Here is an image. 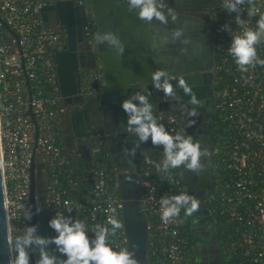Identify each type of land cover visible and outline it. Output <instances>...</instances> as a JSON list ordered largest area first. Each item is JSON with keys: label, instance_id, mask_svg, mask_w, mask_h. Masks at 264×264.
<instances>
[{"label": "built area", "instance_id": "built-area-1", "mask_svg": "<svg viewBox=\"0 0 264 264\" xmlns=\"http://www.w3.org/2000/svg\"><path fill=\"white\" fill-rule=\"evenodd\" d=\"M84 0H77L83 3ZM44 0H0V157L5 190L9 234L15 239L25 231L28 209L29 164L33 149L34 127L25 114L30 106L38 124L37 147L43 154L42 161L49 170L45 182V206L50 218L65 214L70 209L88 211L96 226H107L116 209L115 218L122 222V201L118 195L117 181L110 183L103 169L94 170L92 200L77 201L68 195L69 188L62 184L69 156L61 146L59 136L60 115L65 104L58 93L55 64L51 48H60L63 35L56 25H48L39 15ZM257 14L249 16L247 3L242 5L239 18L228 13L224 18L228 31L216 23L213 31L220 39V63L225 77L219 89L216 110L224 122L226 133L212 147L216 192L205 197L210 210L226 234L230 252L228 264H264V66L257 65L241 72L229 54L232 37L246 28L255 29L260 15L264 14V0H254ZM5 22L18 40L3 26ZM257 54L264 59V40L256 46ZM23 59V65L21 60ZM97 72L82 74L81 90L92 93L97 89ZM29 81L30 94L24 83ZM170 134L180 132L182 126L172 112L155 114ZM35 150V151H36ZM148 152V151H147ZM144 151L141 158L139 202L143 211L156 221L148 222L151 249L160 264H191L190 237L181 230L184 209L180 215L165 224L160 218V200L185 191L178 170L169 169L163 175L165 186L160 188L153 175L152 154ZM164 159L163 147H159ZM113 166L115 180L118 171ZM69 172L67 173V175ZM170 176L171 179L167 177ZM69 185L76 184L69 181ZM118 191V190H117ZM55 236V235H54ZM115 250L126 247L123 229L109 235Z\"/></svg>", "mask_w": 264, "mask_h": 264}, {"label": "water", "instance_id": "water-1", "mask_svg": "<svg viewBox=\"0 0 264 264\" xmlns=\"http://www.w3.org/2000/svg\"><path fill=\"white\" fill-rule=\"evenodd\" d=\"M171 11L172 9H164ZM39 15L44 22H49L51 15L58 28V32L63 35L64 42L60 48H51V59L55 64L58 93L65 105H75L72 109L80 106L88 107L91 101L95 102L99 117L94 118L88 113L83 114L84 130H75L78 140L74 146L73 153L84 163L83 175L87 177L90 184H93V157L96 153L105 150L112 159L115 166L119 168L116 175L118 195L122 201L121 215L124 225L125 245L135 252L139 264L148 263V221L139 202L140 194V172H141V151L148 150L157 158L159 147L147 143H140L135 148V156L127 157L125 153L134 148L137 137L126 130V116L120 104L123 99L131 94L139 92L147 96L153 105V114L158 111L169 110L175 99L166 98L161 91L153 87L151 73L146 75L121 74L114 69V64L119 63L129 50H126L122 57H116L112 50L105 44L96 41L97 32L103 33L125 27L128 22L139 20L134 13H129L123 0H88V3H78L77 0H44L39 8ZM175 15L176 23L170 19V23L177 26L181 20L179 14ZM92 20L95 27V35L90 39L86 27ZM141 21V20H140ZM3 26L15 38L18 35L3 22ZM116 34V33H115ZM118 34V33H117ZM125 35V34H124ZM119 36V35H118ZM127 57V56H126ZM23 65V59L21 60ZM99 68L97 74V93L85 94L81 90L80 69ZM175 79L171 81L179 100L188 101L184 92L179 88L178 82L183 79L193 89H196L195 80L181 74L180 70H170ZM101 77L107 79L108 86L102 87ZM27 92L30 94L29 81L25 77L24 81ZM187 97V98H186ZM189 103V102H188ZM190 104V103H189ZM191 106H195L190 104ZM196 110H198L196 108ZM33 124V149L29 164V188H28V209L33 212L32 220L28 224H38V232L41 235L53 237L54 232L48 226L50 212L45 206V181L42 177L44 168L43 162L35 160V150L37 147L38 124L29 106L25 111ZM185 129V132L187 129ZM94 145L95 147H91ZM101 147V149H100ZM131 160V163L129 162ZM125 169V170H124ZM131 177V181L126 179ZM37 209L40 211L37 213ZM210 213V210L208 209ZM9 227L5 202L4 181L2 175L0 157V264L9 262ZM136 245L133 248V245ZM53 253V245L48 246ZM38 253L31 254V264H36Z\"/></svg>", "mask_w": 264, "mask_h": 264}, {"label": "clouds", "instance_id": "clouds-1", "mask_svg": "<svg viewBox=\"0 0 264 264\" xmlns=\"http://www.w3.org/2000/svg\"><path fill=\"white\" fill-rule=\"evenodd\" d=\"M127 11L134 13L136 17L147 24L154 20L167 26L169 19L176 23L175 15H165L164 9L167 8V0H123ZM247 3L250 7L246 10L249 16L257 14L258 9L254 5V0H223V7L228 13L239 14L244 11L242 5ZM229 26H221L222 31H228ZM173 41L180 40L181 44L189 45L192 43L190 38L184 36L182 28H175L171 31ZM95 39L100 44H107L112 54L122 57L125 52V45L120 37L112 31L103 33L97 32ZM264 40V14L256 22L255 29L246 28L242 33L232 37L229 54L234 58L236 65L241 72H247L249 68L257 65L264 66V59H261L256 50V46ZM161 43H167V36L161 37ZM197 50H203V45L198 44ZM181 54H187V47L180 49ZM153 87L161 91L166 98L179 100L176 89L171 83L175 77L166 69L157 68L151 74ZM102 87L108 86L107 79L101 77ZM179 88L189 97V103L199 107L201 101L196 97L193 88L183 79L178 82ZM126 116V130L128 133L138 138L134 148L128 150L127 157L135 156V148L140 143H147L149 140L155 147H163L164 159L156 164L157 172L167 174L169 169L185 168L192 173H199L203 169V157L210 155L208 149L187 134L185 129H181L176 134H170L162 123H159L153 114V105L147 96L139 92L131 94L123 99L120 104ZM181 113L188 117L185 128L192 127L199 115L196 108H188L187 105L179 104ZM131 163V160L129 159ZM151 163V161H149ZM171 179L170 176L167 177ZM131 181V177H127ZM160 218L165 224L179 217L181 209H184L185 216H191L199 210V201L192 195L183 192L171 197L164 196L160 200ZM40 209H37V213ZM70 212L71 209L69 208ZM112 215L108 219L107 226H96L93 235L89 236V229L84 221L73 219L71 216L57 214L48 220V226L56 233L49 237L39 234L38 224L26 225L25 231L17 235L15 239L9 235V262L8 264H31V254L38 253L36 264H139L135 252L127 247L115 250L109 243V235H115L123 229V223L115 218L116 209L111 208ZM33 212L27 209L24 219L31 221ZM55 245V249L66 259L58 260L56 255L49 251L48 246ZM136 245H133L135 248Z\"/></svg>", "mask_w": 264, "mask_h": 264}, {"label": "flooded vegetation", "instance_id": "flooded-vegetation-1", "mask_svg": "<svg viewBox=\"0 0 264 264\" xmlns=\"http://www.w3.org/2000/svg\"><path fill=\"white\" fill-rule=\"evenodd\" d=\"M86 2L87 0L83 1V3ZM167 8L172 10H167L165 13L171 12V14L181 16L182 23L180 26L183 29L184 36L190 38L192 43L186 46L181 44L179 40L177 51L170 48V54L176 56L177 63L168 64V62L166 68L170 70L178 69L182 75L189 77V80H195L196 89H193V91L201 101L199 107L191 106L188 103L189 97L187 96L188 101L187 99L176 100L169 110H173V112H170L177 116L183 128L189 118L181 113L178 105L184 104L188 108L198 109L199 115L194 118L196 123L192 127L186 128V133L192 135L210 153L209 156L202 158L204 166L199 173L189 172L182 167L185 181L192 184L186 186L189 189L187 192L193 194L200 204L199 210L190 217L193 231V237H190L192 242V246L190 245L189 248L191 251L190 261L193 264H226V250L222 249L220 245L222 240L218 237L225 233L220 228L214 213L204 202V197L215 186L216 176L213 170L212 147L221 136L215 132L220 126V120L216 117V103L219 89L222 87L225 77L220 63L218 37L213 31V26L216 23L223 22L227 11L223 7V0H167ZM198 44L203 45V50H197ZM182 47H187V54H181L180 49ZM88 69L99 72L97 66ZM82 70L80 69L81 78ZM97 91L96 89L92 94H96ZM184 96L186 95L184 94ZM73 106L75 105H65V113L60 119V124L62 123L63 126L61 125L59 129L61 142L63 141V144L69 148L72 147V151H74V146L78 140V137L75 136V130L78 133L81 122H83V114L88 113L94 118L99 117L95 102H90L88 107L80 106L78 109H72ZM68 113L73 116L72 121L68 119ZM91 147L95 146L91 143ZM144 151L146 150L142 149L141 158ZM42 177L46 182L44 171H42Z\"/></svg>", "mask_w": 264, "mask_h": 264}, {"label": "trees", "instance_id": "trees-1", "mask_svg": "<svg viewBox=\"0 0 264 264\" xmlns=\"http://www.w3.org/2000/svg\"><path fill=\"white\" fill-rule=\"evenodd\" d=\"M227 11V10H226ZM225 18V17H224ZM48 25H52L54 26L55 23L53 21V17H51V20L49 22H47ZM220 24L224 25L225 22H221ZM86 31L89 34L90 39L94 38L95 35V27L94 24L92 22V20L89 21L87 27H86ZM63 37V36H62ZM218 43H219V47L220 44H222L220 42V39L218 38ZM88 68H84L81 71V75L83 73H85L86 71H88ZM97 70V69H96ZM93 71V70H92ZM93 102V101H91ZM167 112V111H165ZM169 112V111H168ZM216 117L218 118V120H220L218 111L216 110ZM83 122H81L80 125V129L84 130V126H83ZM225 124L223 121L220 120V126L219 129L217 131H215L216 133H219L221 136L220 138H218V140L221 139L222 136H224V134L226 133V131L224 130ZM61 146L63 147V149L67 152L68 156H69V165L66 166V174L61 176V180H62V184L66 187L69 188L71 190H69V197L77 200V201H84V200H89V192L92 189V185H90L88 183V180L84 177L83 175V170H84V163L78 158V156H76L73 151L71 150H67L66 148H64V146L62 145V143H60ZM147 152V151H146ZM149 152V151H148ZM147 152V153H148ZM150 153V152H149ZM43 158V154L40 153L38 150L35 151V160L40 162L42 161ZM163 161V159L161 158L160 154L157 155V158L152 156V161H151V166L153 168V177L156 179L158 186H160V188H162L163 186H165V180H163V175L162 173L157 172L156 169V164L157 163H161ZM93 169L98 170V169H103L104 172L107 175V179L110 183L115 182V171L112 170V167L114 166V164L112 163V159L109 156L108 153L105 152V150H102L98 153L95 154V156L93 157ZM178 170V176L181 180V183L184 185L183 183V179L182 176L180 174L179 168H177ZM45 172V176L46 178L49 176V170L47 169L46 165L43 168V170ZM116 171L119 172V168H116ZM69 172V174L67 175V173ZM140 179L142 178V175L140 173ZM75 181L76 184L69 185V181ZM116 192H118L116 190ZM185 192V191H184ZM216 192V187L214 186L212 189H210L207 194L205 195V197H208L212 194H215ZM204 197V199H205ZM207 206L209 207L208 203H206ZM144 212V216L146 218V220L148 222H154L156 221L155 217H151L149 214H147L145 211ZM66 216H71L73 219H79L84 221V223L87 225L88 229H90L91 225L93 222H98L99 221V217L95 216L94 217V221L90 220L88 211H79V210H75V209H71V211L69 212L68 210L65 212ZM191 216H185L184 214V218L182 220V226H181V230L184 231V233H187L189 235V237H193V231H192V227H191ZM54 232V231H53ZM54 235H56V233L54 232ZM222 242L220 243L222 249L226 250V264H228V256L227 254L230 252V246H229V242L226 239V234L224 235H220L218 236ZM149 241H151V237H149ZM148 241V252H147V256H148V263L149 264H160L159 260H158V256L154 255L151 253V249L153 247H157L158 248V252L160 251V244L156 243L151 244ZM189 245L192 246V242L191 240L189 241ZM224 245V246H223ZM190 246V247H191ZM189 252L191 253L190 249ZM53 253L56 255L58 260H63L66 259L64 256H62L59 252L56 251L55 249V245H53ZM191 260H193V258H191ZM191 264H193L192 262H190Z\"/></svg>", "mask_w": 264, "mask_h": 264}, {"label": "crops", "instance_id": "crops-1", "mask_svg": "<svg viewBox=\"0 0 264 264\" xmlns=\"http://www.w3.org/2000/svg\"><path fill=\"white\" fill-rule=\"evenodd\" d=\"M181 23L182 21L180 20L177 22L178 25L174 26L172 23H170L169 20L168 25L165 26L155 20L151 24H147L144 21L136 20L128 22L125 27H122V29L120 26V29H118L117 32L115 30V33H118L117 35H119L120 39L125 45L126 50H129V53L126 54L119 63L114 64V69H116L120 73V75L126 73L134 76L150 74L157 68L165 69L168 62V64H176V56H172L170 54V48H173L174 51H177V45L179 40H172L171 31L175 28H181ZM163 36H167V43L160 42L161 37ZM64 113L65 111L61 113L60 119L62 118ZM70 115L71 114H69L68 119L72 121L73 116ZM61 125L63 126L62 123L60 124V126ZM61 143L64 148L72 151V147L69 148L65 146L63 144V141ZM179 171L183 179L185 192L188 193L187 191L189 189L186 186H190L192 184L185 181V176L183 174L182 167L179 168ZM84 177L87 179L85 175ZM188 194L193 196V194L191 193ZM89 197V200L93 199V193L91 190L89 192ZM88 234L89 236H92L94 233Z\"/></svg>", "mask_w": 264, "mask_h": 264}]
</instances>
